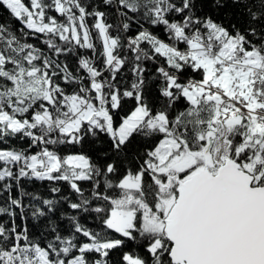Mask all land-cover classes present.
Listing matches in <instances>:
<instances>
[{"label": "snow or ice", "instance_id": "obj_1", "mask_svg": "<svg viewBox=\"0 0 264 264\" xmlns=\"http://www.w3.org/2000/svg\"><path fill=\"white\" fill-rule=\"evenodd\" d=\"M0 12V264H264V0Z\"/></svg>", "mask_w": 264, "mask_h": 264}, {"label": "trees", "instance_id": "obj_2", "mask_svg": "<svg viewBox=\"0 0 264 264\" xmlns=\"http://www.w3.org/2000/svg\"><path fill=\"white\" fill-rule=\"evenodd\" d=\"M0 17L7 18V14L4 12H0Z\"/></svg>", "mask_w": 264, "mask_h": 264}]
</instances>
